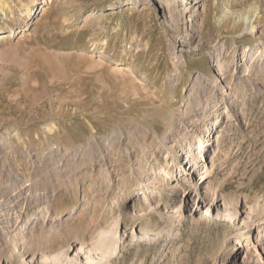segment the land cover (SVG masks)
I'll list each match as a JSON object with an SVG mask.
<instances>
[{"label": "rangeland", "instance_id": "rangeland-1", "mask_svg": "<svg viewBox=\"0 0 264 264\" xmlns=\"http://www.w3.org/2000/svg\"><path fill=\"white\" fill-rule=\"evenodd\" d=\"M0 264H264V0H0Z\"/></svg>", "mask_w": 264, "mask_h": 264}, {"label": "bare ground", "instance_id": "bare-ground-1", "mask_svg": "<svg viewBox=\"0 0 264 264\" xmlns=\"http://www.w3.org/2000/svg\"><path fill=\"white\" fill-rule=\"evenodd\" d=\"M209 16H208V14H206L205 15V21L200 25V27L201 26H204L205 27V25L207 24V21H208V18ZM253 28V26L251 25L250 26V29H252ZM11 31H13V27H10V33H11ZM2 33V32H1ZM1 35H3V34H1ZM4 36V35H3ZM2 36V37H3ZM228 63H222L220 66H221V69L223 70V71H226V69L228 68V65H227ZM219 71H220V69H219ZM222 73V72H221ZM218 74V73H217ZM217 74H215V78L212 80V81H214L215 83H216V81H218V78L220 79L221 77H217L218 75ZM210 136V134L209 135H207V137H209ZM217 142V141H216ZM208 144V142H204V141H199V147H198V151H199V157H200V159L201 160H203L204 162L206 161V160H204L202 157L204 156V153H205V145H207ZM205 146V147H204ZM192 149H190V151H191ZM187 155H189V153H187ZM188 158H190V156H188ZM191 160H192V155H191V158H190ZM189 159V160H190ZM193 161V160H192ZM195 163H192V165L190 166V167H193V165H194ZM189 167V168H190ZM161 172L163 173V174H168V172L166 171V170H164V169H161ZM207 171L205 170V171H203V173L202 174H205ZM135 188V187H134ZM68 212V210H67V208L63 211V213H62V215L61 216H64L65 215V213H67Z\"/></svg>", "mask_w": 264, "mask_h": 264}]
</instances>
